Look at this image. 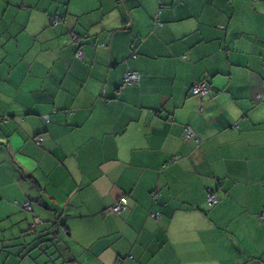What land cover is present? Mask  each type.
Masks as SVG:
<instances>
[{
    "label": "crops",
    "instance_id": "crops-1",
    "mask_svg": "<svg viewBox=\"0 0 264 264\" xmlns=\"http://www.w3.org/2000/svg\"><path fill=\"white\" fill-rule=\"evenodd\" d=\"M3 116L0 264H264V0H0Z\"/></svg>",
    "mask_w": 264,
    "mask_h": 264
},
{
    "label": "built area",
    "instance_id": "built-area-1",
    "mask_svg": "<svg viewBox=\"0 0 264 264\" xmlns=\"http://www.w3.org/2000/svg\"><path fill=\"white\" fill-rule=\"evenodd\" d=\"M59 19V17H55V20ZM76 57L78 59H81L82 57V53L81 51H78L76 53ZM140 80V74L137 72V71H127L124 73L123 75V82L125 85H131V84H135V83H138ZM208 90V86L205 84V83H194L192 85V92L194 94H205ZM193 134L192 130L189 128V127H185L184 128V135L185 137H189ZM40 139L37 140V143H40ZM218 201V197L217 195L213 192H209L208 195H207V203L209 204H213V203H216ZM127 204V200L126 198L124 197H121L119 199V201L116 203V205L113 207V210L115 212H119L121 209H123ZM23 206L26 207V208H30L31 207V204L29 202H25L23 203ZM160 215V212L157 211V212H154L152 213V216L153 217H157ZM261 221H264V211H261L260 212V215H259Z\"/></svg>",
    "mask_w": 264,
    "mask_h": 264
},
{
    "label": "trees",
    "instance_id": "trees-1",
    "mask_svg": "<svg viewBox=\"0 0 264 264\" xmlns=\"http://www.w3.org/2000/svg\"><path fill=\"white\" fill-rule=\"evenodd\" d=\"M57 17H59V16H57ZM59 19H60V17H59ZM58 20V19H57ZM78 51H81V50H77L76 51V53L78 52ZM76 53H75V56H76ZM82 53V52H81ZM79 60H82V57H81V59H79ZM127 71H136V70H126V71H124V73L125 72H127ZM138 72V71H137ZM124 73H123V75H124ZM139 73V72H138ZM140 74V73H139ZM123 75H122V84L123 85H125L124 84V82H123ZM140 81V80H139ZM195 83H205L207 86H208V83L207 82H203V81H200V82H195ZM136 84V83H135ZM194 84V83H193ZM192 84V85H193ZM131 85H134V84H131ZM192 85L190 86V89H189V91H190V94L191 95H195V96H199V95H201V94H194L193 92H192ZM125 86H130V85H125ZM208 90H209V86H208ZM208 90H207V92H208ZM206 92V93H207ZM205 93V94H206ZM203 95V94H202ZM7 118L8 117H6V116H3V117H0V121H6L7 120ZM38 139H40L41 140V137L40 136H37V137H35V142L37 143V140ZM40 143H41V141H40ZM40 143H37V144H40ZM209 192H214L212 189H209L208 190V192H207V195H208V193ZM207 195H206V201H207ZM152 196H154V197H156V194H155V192H153L152 193ZM121 197H124V198H126V200H127V204H126V206L123 208V209H121L119 212H121L122 210H124L126 207H127V205H128V198H127V196L126 195H121L120 197H118L113 203H112V205L109 207V211L111 212V213H119V212H115L114 210H113V207L116 205V203L119 201V199L121 198ZM155 199V198H154ZM33 201V200H32ZM31 200H27V201H25V202H29L30 204H31V202H32ZM24 202V203H25ZM209 204V203H208ZM213 204H215V203H213ZM209 205H212V204H209ZM21 208L22 209H25V210H27V211H31L32 210V207H30L29 209L28 208H26V207H24L23 206V203L21 204ZM154 212H157V211H154ZM154 212H150V215L152 216V213H154ZM259 215H260V213H259ZM258 215V216H259ZM258 221L260 222V223H263L264 221H261V219H260V217H258ZM43 222V219H39V221L37 222V223H32L31 225H30V227H31V231H34V229H35V227H36V224H38V223H42ZM55 224H57V222L56 221H54L53 222V225H55ZM63 226V225H62Z\"/></svg>",
    "mask_w": 264,
    "mask_h": 264
}]
</instances>
